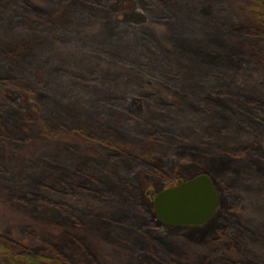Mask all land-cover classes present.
Here are the masks:
<instances>
[{
	"label": "trees",
	"instance_id": "trees-1",
	"mask_svg": "<svg viewBox=\"0 0 264 264\" xmlns=\"http://www.w3.org/2000/svg\"><path fill=\"white\" fill-rule=\"evenodd\" d=\"M113 1L0 0V200L36 222L57 223L74 244L72 233L96 226L106 239L129 233L140 246L146 225L160 223L151 214L139 219L137 181L111 168L169 183L167 169L152 160L162 150L200 157L206 167L246 151L264 161V73L250 92L228 73L243 62L264 66V0H138L148 16L138 27L116 25ZM59 13L93 29H67ZM158 23L166 28L155 32ZM9 91L37 101L39 116ZM229 177L244 193L254 190L248 177ZM255 201L261 209L248 211L256 218L230 224L247 235V244L229 241L230 258L203 248L185 261L151 252L153 264H264L255 249L240 257L248 245L264 247V205ZM78 244L80 259L64 264L107 263ZM133 250L140 258L148 251ZM0 264L45 261L0 232Z\"/></svg>",
	"mask_w": 264,
	"mask_h": 264
},
{
	"label": "rangeland",
	"instance_id": "rangeland-1",
	"mask_svg": "<svg viewBox=\"0 0 264 264\" xmlns=\"http://www.w3.org/2000/svg\"><path fill=\"white\" fill-rule=\"evenodd\" d=\"M36 1L40 2L41 0ZM141 5L142 3L138 0H114L111 9L113 18L117 23L116 25L118 27L124 25L126 27L146 25L148 16L144 13ZM59 17L61 19L60 22L65 24L67 29H80V27L83 29H93L92 26L85 27L71 23L70 19L62 13H59ZM97 26L99 27L100 24H97ZM153 28L154 31L157 32L166 28V26L158 23L154 25ZM182 40L184 41V39ZM75 58L77 60L76 63L80 64L82 67L87 66V59L85 57H81L82 63H79L78 57ZM91 61L92 64L90 65L93 67L94 59L91 58ZM196 64L200 63L197 61ZM243 65L240 63V66L244 67L243 69L235 68L234 70L228 71V73L236 82L243 86L242 89L244 91L250 92L253 88L258 90L260 84L255 82L257 80L255 75H257V72L258 74L261 72L264 73L263 63L254 64V67L247 62H243ZM189 67L192 68L194 66L189 65ZM203 67L206 69L208 66L204 65ZM203 67L201 66L202 69H204ZM9 94L15 98L32 117L37 118L39 116L40 107L37 101L21 92L9 91ZM138 144L139 146L145 147L142 142ZM248 153L249 151L241 155L226 154L224 158H217L216 166L213 165L211 167L209 165V167H206V164L200 157L196 159H184L178 157L171 149L165 152L162 150L160 153L153 154L152 160L158 166H163L167 169L169 177L167 178L171 181L169 183L163 182L160 177L153 176L143 170L136 171V169H134L135 173L131 174L111 168L112 171L119 173L123 178H125L124 176H129L132 180L134 179L137 181L139 186V199L143 204L140 206L139 219L143 222H148V220L151 219L148 217L146 218L147 214L155 216L153 208V198L155 194L167 186L176 184L179 179L186 180L199 173H206L211 176L218 190L217 208L214 214L202 225L171 226L160 222L155 216V220L158 221L160 225L155 224L152 219L153 224L151 222V224L146 225L147 227L143 231L148 239H145V236L137 239L139 244H141L140 246L144 245L148 250L142 253L144 256L141 258V255L133 250V248L139 249L140 246L131 245L134 244V242L129 233H125L120 239H117L116 235L112 236L111 234L110 237L112 236L113 239H106L99 227L94 226L92 229L82 228L72 233L77 240L74 244L72 240L62 236L64 232H61L57 223L44 225L41 222H36L30 215L13 209L1 200L0 232L21 239L24 243L29 245L35 253H38L43 258L45 264H64V258L68 260H71L72 257H74V259L75 257L79 258L78 255L73 256V253L76 254L75 252L77 250L72 246L78 247V243H80L85 250H93L92 253L96 258L101 261L106 260L105 262L108 264H153V252H160L169 259H172V256L175 255V258L177 257L181 261H185L184 257L188 256L191 259L195 254L198 255L202 253V248L203 251L209 250L212 252L213 256L226 260L231 257L230 252H232L230 250L231 244L229 241L236 243V240L232 239V237L239 239L241 243L247 244V235L244 234L245 232L240 231L237 227H231L230 224L233 221L237 225L246 224L240 216L246 219L256 218L257 214L248 211H252V208H256L257 206L261 209V206L257 205L255 199L260 198L261 203L264 205V161L255 159V155ZM248 158H254L252 166L249 165L250 163H246L245 160ZM234 170L237 172H234ZM239 173L241 177L249 178L247 182L250 181L252 183L251 186L254 190H249L244 193L240 188L241 184H239V186L234 185L225 178V174H227V178H230L229 175H238ZM10 178L13 179L14 175L10 174ZM11 181L12 182L7 183L13 185V180ZM12 187H14V185ZM1 195L2 193L0 192V196ZM100 206L102 210L109 209L107 206L104 207L103 204H100ZM261 214L263 215L262 212ZM235 216L238 219L235 218ZM240 227L242 228V225H240ZM65 236L70 237L68 234H65ZM214 239L217 242L211 243ZM215 246H217V248H213ZM246 249L247 253L244 250L240 257L246 258V255L249 254L252 249H255L253 252L260 258L259 261L264 263V247H260L258 251V249L254 248L252 245H248ZM169 250L173 252H169Z\"/></svg>",
	"mask_w": 264,
	"mask_h": 264
},
{
	"label": "water",
	"instance_id": "water-1",
	"mask_svg": "<svg viewBox=\"0 0 264 264\" xmlns=\"http://www.w3.org/2000/svg\"><path fill=\"white\" fill-rule=\"evenodd\" d=\"M218 190L209 174L199 173L158 191L153 198L156 218L167 225H202L215 212Z\"/></svg>",
	"mask_w": 264,
	"mask_h": 264
}]
</instances>
